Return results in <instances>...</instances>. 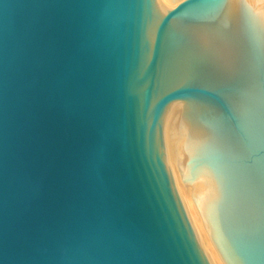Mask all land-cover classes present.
I'll return each mask as SVG.
<instances>
[{"label": "water", "instance_id": "1", "mask_svg": "<svg viewBox=\"0 0 264 264\" xmlns=\"http://www.w3.org/2000/svg\"><path fill=\"white\" fill-rule=\"evenodd\" d=\"M0 264H264V17L0 0Z\"/></svg>", "mask_w": 264, "mask_h": 264}, {"label": "bare ground", "instance_id": "2", "mask_svg": "<svg viewBox=\"0 0 264 264\" xmlns=\"http://www.w3.org/2000/svg\"><path fill=\"white\" fill-rule=\"evenodd\" d=\"M178 1L179 0H156L157 4L163 7H172ZM247 2L264 17V0H247Z\"/></svg>", "mask_w": 264, "mask_h": 264}]
</instances>
